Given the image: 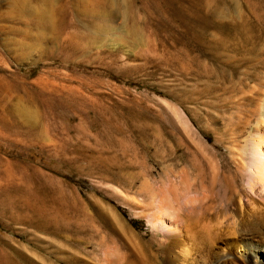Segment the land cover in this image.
Listing matches in <instances>:
<instances>
[{"label": "rangeland", "instance_id": "374dc122", "mask_svg": "<svg viewBox=\"0 0 264 264\" xmlns=\"http://www.w3.org/2000/svg\"><path fill=\"white\" fill-rule=\"evenodd\" d=\"M263 132L264 0H0V264H256L217 171Z\"/></svg>", "mask_w": 264, "mask_h": 264}, {"label": "bare ground", "instance_id": "6f19581e", "mask_svg": "<svg viewBox=\"0 0 264 264\" xmlns=\"http://www.w3.org/2000/svg\"><path fill=\"white\" fill-rule=\"evenodd\" d=\"M241 157L239 166L246 173L243 172L246 175L247 187H242V179L239 174L228 173L225 165H220L217 171L218 174L228 176L230 179L227 199L222 208L218 209V213L222 218L229 217L233 227L232 236L229 238L232 241L221 239V244L226 246L222 248L221 245L219 247L222 251L219 254L223 261L229 259L226 249L230 248L231 245H236L237 239H239L240 242L246 241L244 244L245 254H251L256 264H264V132L253 138L249 152L244 156L241 155ZM164 210L163 214L155 219L156 225L166 234L181 236L184 229L183 220L177 214ZM177 237L173 243L175 246L180 244ZM189 245L187 242L181 250L184 256L190 250ZM214 246L216 247V245ZM237 246L242 247V245L241 247ZM177 264H184V261L179 259Z\"/></svg>", "mask_w": 264, "mask_h": 264}]
</instances>
